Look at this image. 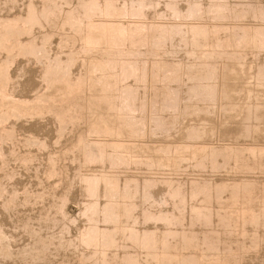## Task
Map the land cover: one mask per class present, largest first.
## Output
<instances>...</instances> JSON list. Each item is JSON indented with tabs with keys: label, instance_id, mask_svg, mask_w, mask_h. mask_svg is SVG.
I'll return each instance as SVG.
<instances>
[{
	"label": "bare ground",
	"instance_id": "6f19581e",
	"mask_svg": "<svg viewBox=\"0 0 264 264\" xmlns=\"http://www.w3.org/2000/svg\"><path fill=\"white\" fill-rule=\"evenodd\" d=\"M42 1L43 2L41 4H38L35 0H28L25 4L23 11L16 12V13H10L6 15L0 14V159L4 157L5 155V143L8 141H14L18 134L15 128L16 126L13 127V125L9 124V122L11 120L18 122L22 117L29 116L33 118L36 115L41 116L43 112H41L42 111L41 109H40L41 111L38 110L40 108V105H43L42 108L44 107V105H46V107L49 106L50 109L48 107L47 108L44 107V108L47 111L49 109L51 114L54 116V118L58 120L57 122H59V126H58L59 134H58V138H56L55 144L60 143L62 138L66 135V132L70 130L71 138L68 141L69 143L68 142L65 143L66 144L65 153L68 154L69 152H71L73 155V153H75L76 150H80L81 157L79 159L80 163L78 162L79 165L80 164L82 165L91 164L92 165L96 163L100 164L99 162H102V163L109 162L111 165L108 164V166H111V167L113 166L114 167L116 166L127 167V166H132V164H134L137 166H142L143 169L146 167L150 169V171L155 170L159 172V170H162L163 167H166V168L169 167L171 169L177 170L178 168L182 166V163L184 162V160L188 161L187 154L189 152L192 155V157L195 158V159H189V160L191 161L196 160L197 162L196 168L199 167L202 170L211 168L212 170L216 171V169H218V167L222 165V164L220 165L218 164L219 156H222V157L226 156L225 158L226 160L223 158L224 165H225V161L228 162L227 161L228 158L231 159L232 157L231 154L227 153L224 156V152L221 150H216V149L211 150L210 149L211 150L210 152H206V148L204 149V146H202L204 144L201 145V143L207 141V139L209 138L213 139V136H215L217 132H219L222 136L227 135L229 123L232 120H235L237 117L242 116L244 112H247L246 116L249 117L252 111L251 110L252 106L250 107L249 100L251 99L254 100L255 98L254 93L256 94V91H257L254 89L256 88L264 89V65L257 66V71L255 73L256 77H253V75L251 76L253 79L256 78V81H253L254 82L253 84V82H249L252 80L251 78H249V75L251 74L250 73L251 70L254 68L253 63H247L245 62L247 60L243 58L244 55H247L249 53L248 52L245 54L244 52H247V51L243 52V49H248L250 53H252L255 50H258L259 48L264 47V5L262 7L255 8V7H252L253 4L252 6L249 4L250 6L248 5L247 7L245 5L241 6L239 2V5L241 6V8L240 9L237 8L239 10H237L235 14H232L231 15L232 17L230 18V15H229L230 7H232L230 6L231 0H207L208 1L207 7L203 4V0H186L187 4H186L185 10L181 8L180 0H164L165 7H166L165 10H167V12L169 13L171 17L170 19H172V21L170 20L171 22L169 23L167 22L165 23L163 21L161 22L157 21L158 23L151 22L150 25L147 23L149 26H146L142 19L146 17L147 11H149L152 8L154 9V7H156V5L158 4L160 0H133V3L131 4L130 8H127V5L125 4L127 2L126 1L124 2L125 8L123 7V9L127 10V14L129 15L128 17L131 18L130 25L127 29H123L124 26L120 28L117 24L112 23L111 21L113 19L111 21H105V20L99 21L98 20V22L93 19L96 10H99V12H101L100 10H102L106 13V15L107 14L111 15L110 14V11H112L111 9L115 8L113 7L115 3L114 0H103V4H102L103 9H101V6L99 5V2H98L99 0H80V3H81L80 6L82 7L83 15L77 14L78 9L73 11L72 8L69 7L71 8V10L65 11V15H64L65 23L63 24H65V26L69 25L71 27L70 30L72 31L74 30L75 32L73 33H77L78 36H79V33H83V35L81 36H83V40L86 42L84 43V45L87 44L89 48L94 47L97 49L100 46H107V47L110 46V48L111 46H116L117 48L115 50L118 49L119 51V54L118 53L117 54L121 55V57L118 56L120 57V60H118L116 56H112L111 54L112 51L110 52L108 51V53H106L107 56L104 59L98 58L96 55H94V53L92 54V52L90 51L91 49L88 48V50L91 53H88V50H87L86 59H84V61L82 60V64H86V66H88L89 75L90 73H92L93 75L94 73H96L98 69H101V70L109 69L113 71H115L116 68L119 69L117 72L118 75L116 76L118 80H115V79L114 80L116 83H118V81H121L122 84L120 87L117 88L118 91L116 90L117 92L116 96L118 98L117 100L118 103L114 104L111 100V97L107 96L110 89H112V87H110V84L114 83L113 81L112 82L110 81L111 83H109L107 79L108 76L106 77L105 74L98 76V80H97L98 83H95V84L92 81H87L86 78H81L80 75L79 77L77 75V79L75 81L72 80L71 78L73 75V67L77 63V58H76L75 53L70 50L71 52L69 51V53H67L64 56H62L60 53L53 54L51 52V45H50L51 38L53 37L52 33L50 34V32L47 33V31H45L44 34L42 32L43 36L41 37H37L35 35V29L45 27L44 26L45 23L55 24L56 22V24H58L59 21H56V20L59 18L61 14V11L60 13L58 11L60 9L58 0H42ZM61 1L59 2L62 3ZM7 2L14 3V2H17V0H7ZM127 4H130V3H127ZM242 4L244 3L242 2ZM67 5H69V3L64 4L63 6H67ZM120 9H122V7ZM235 9L236 8H234V10ZM118 11L120 12V10ZM156 13L159 18L167 15L166 12L156 11ZM248 15L252 17H257V19L262 21V23L260 25H257L256 27L250 26V25H248L249 27L244 26L246 27L244 30H241L242 28L240 29L242 33H235V32L232 33L233 31L230 30L232 35L227 33L228 35H230L229 37L227 35L226 37L218 36V35H221V32L220 34H218V32L221 30V26H223L221 21H224L226 18H230V20L235 18L238 20V18H241V17L244 18L243 20H245V16L248 17ZM208 16H212V18L214 17L216 19L214 20L216 23H214L213 21H212L213 23L211 22L209 23L208 21L210 19L209 20L207 19ZM254 19L256 21V18ZM85 20H87L88 23L85 22ZM243 20L241 19V22ZM127 23L129 22L127 21ZM226 23L228 24V22ZM254 23L256 25V22ZM60 25H62V23ZM124 25H127V24H125L124 22ZM233 26H232V29L233 28L235 29V27ZM55 27H57V25ZM237 27H239V25H237ZM119 28L122 29L121 32H119ZM223 29H226V28H223ZM123 31H125L123 33L124 37L121 36L122 34L120 35V33H122ZM143 32L145 33L147 32L146 33L147 37H145V39L143 40L141 39L142 38L141 37L138 40L140 39L142 40V44H141L143 45L142 47H145V42L148 41L150 43L149 45H151V48H152L151 53L149 54L148 52L149 55L146 56L145 52L143 53L142 51H137L134 49L133 51H126V50L124 51L123 46L125 47V43L127 42L126 39H131L132 41L134 37H136L137 35L140 36V34ZM236 32H239V31H236ZM175 36H178L179 37L178 39L180 40L179 42H181L182 45H184L187 48L186 50V52L188 53L187 58L190 55L192 56L191 58H193L194 56L200 59L198 62L199 65L191 64V62L193 61L192 59H191L192 61L190 60L191 61L190 64H187L186 68L182 67L186 63L185 60H184L185 62L183 65L181 64L172 65L168 62L167 63L160 62L162 58L160 59L158 57L157 51L158 52L160 51V49L158 50V48L164 45L166 41H172L175 38ZM212 38H215V40L211 42ZM83 40L81 41L84 42ZM64 41L66 42V40ZM75 41L74 43H76ZM132 42L130 43L128 42V43L131 44ZM224 47L232 48V51L230 52L228 51L231 50V48L229 50L227 49L228 50L226 51L227 55L225 54V56H223L224 53H222ZM151 48L149 49L151 50ZM82 49L86 51V49L84 48ZM111 49L113 50V48ZM149 49L147 51H149ZM127 50L129 49L127 48ZM85 51H83V53H85ZM78 54H80V52ZM254 54H256V52ZM219 55H222L223 59L219 60V58H222V56L219 57ZM21 56H31L35 60L43 63L42 66H43V71H44V77H42V79H44V81L46 82L47 87H46V90L44 89L45 92L42 91L43 94L36 96L34 100H26V99L18 98L17 95L15 94V86L12 85L13 84V75H12L13 67L11 66H13L12 64L16 60H18V58ZM187 61L189 60L187 59ZM172 62L176 63L175 61H172ZM183 72L189 75L188 79H190V81L192 80V84L188 86L189 88H187L188 90L186 91L188 92L187 97H185L182 100L180 98V94L178 90H171L170 89L171 87L168 88L169 90L165 89L166 91L161 94L162 100L160 102V111H158L159 113L158 114H154L157 112H154L153 114L149 113L150 114L149 118H147V115H145L146 117L144 115L140 116L139 113L146 111L149 106V103L147 102V99H146L144 100V102L142 100L143 103L141 104V106H138L136 104L137 101H135V99H137L136 97L138 95V89L137 87L129 83V79L133 78L137 81H142V82L149 80L151 84L153 85L152 86V89H153L154 86L156 87L160 83V80L162 77L165 78V80L167 81L168 79L166 78H171V77L172 79L174 78L175 81L176 80L182 81V76H185L183 75ZM254 72H255V68H254ZM110 74L112 75V73ZM110 74H107V75H110ZM218 74L220 75V79H218V76H217ZM89 78L90 79L92 78L91 75ZM87 83H88L89 89H88V92H84V89H85L84 86L87 85ZM97 85L100 86L101 92H103L102 94L103 96L102 95L98 96L99 94H97L96 96L95 86ZM158 88L163 89L165 87H158ZM259 91L260 90H258V92ZM261 92L263 93V91ZM260 95L261 93L258 95V97H260ZM261 98H258V99H261ZM71 100L72 102H70ZM150 101H152L150 102V107L155 108L158 102L153 100V98ZM217 101L220 102V106H221V109L223 110V113L227 114L221 121L219 127H217L215 123L212 121V119L209 118L210 116L204 117L206 116V113L204 114L203 117H201L202 119L198 118L199 119L198 121L200 122L199 124L185 125L182 128L180 127V130H181V131L179 130L180 135L178 133L177 134L180 136V139L182 140L185 139V140H188L189 142V144L187 142L188 147L185 149V151L182 152L181 149H179L181 152L178 150L176 153H169L171 152L170 151L171 148H169L168 143H160L159 141L155 142L154 139H153L154 142L153 140L152 141L149 140L148 142L144 141V138L146 137L145 135L147 132V128L149 125L153 128V131L157 134L158 131L163 128H165L164 130H166V128L167 129L171 128L170 125L172 122L173 123L178 122L179 119L178 121H176V119L178 118L177 116L181 115L180 113H183V115L186 116V119L187 117H193V116L196 118V116L199 117L200 113L202 114V112L207 111L210 104H214V106L212 105V107L210 108L215 107ZM259 102L260 101L257 102L258 105H259ZM254 104H255V100H254ZM261 105H259V107H257V105H254V106L257 107L256 109H258L261 107ZM35 106H39L37 110L35 109L37 108ZM255 107H253V109ZM163 112H168L171 118L166 119L164 117L165 115L162 114ZM183 115H182V118H183ZM260 116H263V114L256 115L259 121H261L264 118L263 117L260 120ZM211 117L213 118V116ZM241 118L239 117V119H236V120H242L243 118L242 119ZM247 118H245L244 122H246ZM189 120H187L188 123H189ZM263 121L264 120H262V123ZM252 122L254 124V120ZM80 123H84V127L80 128L79 127L80 125H78ZM262 123L260 126L263 125ZM9 125H12V126H9ZM235 125L237 126V124ZM246 126H245V129H246ZM254 126H256V124L253 125V127ZM239 127L240 128L243 127V124H239ZM256 130L259 131V127H257ZM168 131H171V130H168ZM260 131L263 132V130L261 129ZM152 132H150V135L152 134ZM248 132L247 133L245 132V134L248 135ZM155 133L153 134L154 136H156ZM163 133L164 132H162V134ZM257 133L262 134L261 132H257ZM245 134L241 135V137L243 138ZM249 134H251V132ZM168 136L171 137L173 135H170L168 133ZM258 137L260 136L258 135ZM221 138L218 137V139H221ZM245 138H247L246 135H245ZM173 139H175V136L171 140ZM252 139H255V138H252ZM28 141L31 144H35L39 146L40 148H44V149L48 145L47 141H45L44 139L42 140L41 138H39L38 136H35L34 134L30 136ZM207 142L209 143L211 141H207ZM256 142H258V140ZM238 146H241V145H238ZM242 146H245V145H242ZM258 146L263 148L262 147L263 145L262 146L258 145ZM108 147L111 149V152L110 151L108 152ZM177 147H180V146H177ZM185 147L186 146H184V148ZM230 148L233 149L232 147ZM245 150H248V148L247 149L245 148ZM239 151L241 152V150L239 149L238 152L234 151L237 154L233 153L235 154L236 159L238 158L242 160L241 165L239 167L245 168L246 171L247 169L251 171L252 170L255 171L256 167L258 166L262 167L261 162L258 163L259 165L256 164V161H258V158H257L258 156H257V150L255 149V147H252V149L250 148V151H251L249 152V154L251 153L250 156L245 157L244 155H242V153L239 154ZM38 153L40 152L38 151ZM65 153L63 151V156L65 155ZM260 153H261L260 155H262L264 153V150L261 151ZM58 154L59 153L57 152V155ZM48 155H49V152H48ZM72 158L70 159L71 161H72ZM48 159H49L48 161L49 166L47 168V172L45 175L46 176L48 175L49 178H54L56 175H58L60 177L59 178L60 182L65 181L64 183H71L69 182L68 177H65V178L62 177L64 172L62 171V167H59L57 165V161L55 157L51 156ZM64 159H67V158H64ZM236 159L235 161H237ZM24 160H27V159H24ZM32 161H33V158H32ZM227 165L228 164H226V167ZM230 165L233 166V164H230ZM67 166L69 165L65 164V167ZM82 168H80V171ZM140 168L141 167H139V169ZM111 170L113 171V169ZM219 170L220 169H218L217 172H219ZM237 170H238V167H237ZM80 171H78V173ZM234 171H236V169L230 172H234ZM259 171H258V174L260 173ZM256 172L257 171H255V173ZM131 173H134V172H131ZM48 176L46 179H48ZM83 176L84 178L82 179V181L84 180V184L86 186V192L90 199H88L89 201L86 204L84 203V207L81 212L84 216H87L90 219V220L88 219L90 222L91 221L97 222V220H95V217L96 219L98 217L99 219L103 221V223H101L102 221L100 223L104 224L105 227L99 226L98 223L96 224L91 223L92 225L90 224L91 226L89 227L88 230L86 229L85 233L82 235V238L80 239L82 240L83 244L87 245V247L88 246L90 247V245L92 247V244L94 245L95 243H96V246L100 245L99 247L103 249V252H101L103 254L102 264H119V263L121 264L122 263L123 264H143L141 263L142 261L140 262L138 258V254L135 253V251L133 252L132 250H130V251L124 252V250H126L127 248H124V250H122L124 252V254H122L123 256L122 255L119 256L118 253H115L112 255L110 251L107 252V249L109 247L111 248L113 246L115 248L114 245H116L117 240H119L117 239V236L119 234H121V236L123 235L131 244H133L134 246V248L132 247L133 250L136 247L138 248V251L141 250L142 252L146 254V260H144V258L140 256L144 261H146V264H192V263L194 264H240L239 257L242 254H245L243 253V251H246V250L248 251L249 247H251V245L247 244L245 240L243 241V239L242 241L237 239V241L235 242L233 241L227 245H224L223 243V245L226 246L225 252L227 254L222 252L224 254L223 258H220V256H217L218 254L216 255L212 254V256L214 255V257H212L214 259L211 261L208 260L209 262L206 261L207 260L206 257L210 256L208 255L209 251L218 252L216 250L218 249V244H221V243H217V246H216L214 244L215 242H213L209 236H204L201 239V237L198 234L199 232H196V230L190 229V228L189 229L184 228L183 213L185 209L189 206L188 205L189 194H186V192L183 191V187H182L183 185H181L182 182H180L179 180H175L172 178L170 179V177L169 178H162V177L156 178L155 176H153V177H148V178L145 177V179L142 178L144 180L140 182L139 178L138 179L135 178L137 176L135 177L127 176L128 178H126L125 180V185L123 186V188H120L119 181L113 179L108 174L101 175V174L96 173V171H91V174L89 173V174H86V176L85 175ZM206 178L204 179L200 178L201 180L192 179L193 181H192V189L190 192V201L191 199H197L199 197L202 198L201 200L202 203L200 205L202 207L201 208L194 207L192 208V211H191L193 213L192 215L193 218L191 219H193L194 226L197 224V222H200V224L202 223L204 227H207V228L212 224L213 210L210 206V203H211L210 199L212 196H216V200L218 201L219 205L222 208L224 207L226 209L224 214L219 215L218 213L219 218L218 217L217 218L222 221L220 223L225 224L223 225L227 229L229 227L231 228L235 227L236 229V227H239L241 225L242 230L240 231L243 236L247 234V226H252V227L261 226V228L263 227L264 229V190H263L262 197H259L257 195L259 186L257 183H255L254 180L251 179L252 181H249L250 179L248 178L249 180L244 182L245 184L243 185V187H239L238 184L242 183L244 180H241V182L239 181L240 183L238 182V184L237 182H235V185L237 184L236 185L237 187H235L234 189L235 185L234 186L232 185L233 187L231 188L234 190L229 192L228 197L225 198L224 193L227 191L226 182L228 180L226 182H224L225 180L221 182L220 181L215 182L216 185L214 186V184H212V180H210L211 177L210 179H206ZM56 183L57 182H55V186H57ZM140 183H142L141 188H140V191L142 192L141 193L142 197L144 199V202L148 203V205L144 206L141 214L136 215L135 210L137 209V204H135V202H132V201L129 202L130 201L129 199L134 197V195H132L131 186L134 185L136 188L135 191L138 192ZM158 184H162L165 187H167L170 200L174 201L172 202L173 203L172 205L174 206V210L172 209L173 211L164 210V206L167 205V200H164L162 203H157V201L154 200L153 189ZM70 187L71 186H69V188L67 189V192L63 196H61L62 197L60 199L61 204L59 201V204H58L59 206L57 205L58 206L57 209L59 210V212H61V214H63V216L67 215L64 207L68 199V194H70L69 193ZM1 188L3 187L1 186ZM2 190H4V188ZM135 191L133 194H136ZM103 198H104V202H102ZM211 205L213 206L212 203ZM200 206L198 205V207ZM217 212L219 211L216 210V215H217ZM69 217L67 219H69ZM70 220H73V218H70ZM141 224L144 225L143 228H139L138 225L142 226ZM150 224H152V226H149ZM203 225H200V226H203ZM67 228L68 227L66 226L63 227L62 233L65 230H67ZM1 230H0V242L7 240L6 242L8 243V239H6L7 236L4 234L5 232H3L4 230L3 231ZM225 230L226 229H224V231ZM237 230H235L234 233H236ZM207 231L209 232L210 230H207ZM227 231H225L224 233H226ZM32 232L31 234H33V236H35V234L37 235L35 231L34 233ZM213 232H215V230ZM230 232L233 233L232 231ZM254 232H256V230ZM62 233L60 234L61 237L64 235V234L62 235ZM205 233L207 232L205 231L204 235ZM229 233H226V235L228 234L230 236L231 233L230 234ZM60 235H58V237H60ZM209 235L211 236L210 232H209ZM253 235H254V241L258 240L261 237V235L258 232L254 233ZM48 238H51V237H48ZM178 238H180L181 240ZM236 238H239V237H236ZM176 239H178V241H181V242L178 245H173L172 241ZM218 239L220 238L218 237ZM226 239L227 238H225V240ZM51 240L49 239V241L54 242L53 239ZM70 241H72V239ZM122 241L124 242L123 239ZM178 241L177 242L174 241L175 244L178 243ZM201 241H203L202 242L203 247H201L202 245ZM254 241L252 240L253 244H254ZM218 242H220V240H218ZM36 243H37L36 245L40 243L43 248H48L47 245L49 244L47 240H44V238L40 239L39 242H36ZM3 244L5 245V243ZM3 244H1V246ZM69 244L73 246L72 245L73 242H69ZM117 244H118L117 246L120 245L119 243ZM4 247L7 248L9 246H3V248ZM183 250H186V251L191 250V252H185ZM9 251L6 252V254L7 253L9 254ZM249 251L247 252V254L249 253ZM43 253L44 252H42V254ZM84 253L88 254V252H84ZM240 253L242 254L240 255ZM225 254L226 256L227 255L228 256L226 257ZM5 256H8V255H5ZM89 257H92V256H89ZM99 260L101 262V259ZM82 261H84V259ZM87 261H88V258H87ZM89 263H91L90 260H89Z\"/></svg>",
	"mask_w": 264,
	"mask_h": 264
},
{
	"label": "rangeland",
	"instance_id": "374dc122",
	"mask_svg": "<svg viewBox=\"0 0 264 264\" xmlns=\"http://www.w3.org/2000/svg\"><path fill=\"white\" fill-rule=\"evenodd\" d=\"M27 1L28 0H17V2L11 3V2H7V0L6 1L5 0H0V14L6 15V14H10V13L21 12V11L24 10V7H25V4H26ZM35 1L38 4H41L43 2L42 0H35ZM59 1H61V0H58V4L60 5V7H59L60 9L58 11H59V13L61 11V14L59 16L60 19L58 18L56 20V21H59V23L58 22H57L58 24H56V22H55V24H50V23L46 24L45 23V25H44L45 27L36 28L37 30L35 29V35L37 37H41V36H43L45 31H47V33L50 32V34L52 33L53 37L51 38V41H50L51 44L50 45H51V52L53 54H59L60 53L62 56H64L67 53H69L70 50L75 53L76 58H77V63L73 67V75H72V78H71L72 80L75 81L77 79V75H78V77L80 75L81 78H86L87 81H92L95 84V83H98V81H97L98 80V76H101L102 74H105L106 77L108 76L107 79H108L109 83H111L113 81L115 84L114 83L110 84V87H112L113 90L110 89L111 92L109 91L107 96L111 97V100H112V102L114 104L118 103V101H117L118 98L116 96L117 95L116 90H117L118 87L121 86L122 83H121V81H118V83H116L115 80H118L116 76L118 75L117 72H118L119 69L118 68L115 69L116 73H115V71L109 70V69L108 70L98 69L96 71V73H94L93 75H92V73H90V75L92 77L90 79L89 78L90 75H89L88 66H86V64H82V60L84 61V59H86L87 50L89 48V46L87 44H86L87 46L84 45V43H86V42L83 40V36H81V35H83V33H79V36H78L77 33H73V32H75L74 30L73 31L70 30L71 27L69 25L65 26V24H63V23H65V16H64L65 15V11H67V10L69 11V10H71V8H72L73 11L78 9V13L76 11L75 12L78 15H83L82 7L80 6V4H81L80 0H71V1L67 0L69 2H67L65 0H62L61 1L62 3H60ZM241 1L240 0H231L230 1V6H232V7H230V13H229L230 18L232 17L231 15L235 14V12L237 10H239L242 5L243 6L245 5V6L248 7L249 4L251 6L253 4L252 7H255V8H259V7H262L264 5V0H248V1L244 0V1H242L244 4H242ZM98 2H99V5L101 6V9H103V5H102L103 4V0H99ZM114 2L115 3L117 2L116 4L114 3V6H113L115 8H112L111 9L112 11H110V14L113 15V16L108 15V14L106 15V13L104 11H102V10H100L102 13L99 12V10H96L93 19L96 20L97 22H98V20L99 21L100 20L101 21H104V20L105 21H111L113 19L111 21L112 23L117 24L120 28H122V26H124L123 29H127L129 27V25H130L131 18L128 17L129 15L127 14V10L123 9V7L125 8L124 2H126L125 4L127 5V8H130L131 4L133 3V0H129V1L128 0H125V1L124 0H114ZM239 2L241 4V6L239 5ZM68 3H69L70 6L69 5L63 6L64 4H68ZM127 3H130V4H127ZM256 3H257V5H256ZM78 4H79L80 7L78 6ZM186 4H187L186 0H180V6H181V8L183 10H185ZM203 4L207 7L208 6V1L207 0H203ZM256 6H258V7H256ZM69 7H71V8H69ZM121 7H122V9H120ZM233 7L236 8V9L234 10ZM237 8H239V9H237ZM165 9H166V7H165L164 0H160L158 2V4L156 5V7H154V9L152 8L149 11L146 12V17L144 19H142L144 24L146 26H149L151 24V22H153V23H155L157 21H159V22L163 21L165 23L166 22L167 23L171 22L172 19H170L171 17L169 15V13L167 12V10H165ZM118 10H120V12ZM121 11H123V12H121ZM156 11L166 12L167 15H169V16L166 15L164 17H160L159 18L157 16ZM113 12H115V13H113ZM96 13H97V15H96ZM99 16H101V17H99ZM249 16L250 15H248V17ZM248 17L245 16V20H243L244 18L241 17V18H238V20L235 19V18H233L231 20H230V18H226L224 20L225 22L221 21L223 26H221V30L218 32V34H220V32H221V35H218V36L226 37V35H227L229 37L234 32L235 33H242V31H240V29L242 28L241 30H244L246 27H249L248 25L256 27L257 25H260L262 23V21L257 19V17L250 16L251 18L249 17V19H248ZM211 18H212V16H208L207 19L208 20L210 19L211 21L210 20L209 21L207 20V21L209 23L210 22L211 23H213V22L216 23L214 21L216 19L213 17L214 19L212 18L213 19L212 20ZM254 18H256V21H255ZM62 19H64V20H62ZM241 19L244 22L243 21L241 22ZM251 19L254 20V21H252ZM183 20H185V19H183ZM127 21L129 23H127ZM259 21H260V23H259ZM85 22H87V20H85ZM124 22L127 25H124ZM226 22H228V24ZM251 22H253V23H251ZM254 22H256V25H255ZM61 23H62V25H60ZM56 25H57V27H55ZM224 25H225V27H224ZM228 25H229V27H228ZM237 25H239V27H237ZM232 26L235 27V29L234 28L232 29ZM244 26H246V27H244ZM236 27H237V29H236ZM120 28H119V32L122 31V29H120ZM223 28H226V29H223ZM228 30L229 31L231 30L233 32L231 33V31L229 32ZM236 31H239V32H236ZM42 32H43V34H42ZM124 32L125 31L120 33V35L122 34L121 36H123V37H124V35H123ZM146 33L143 32V33L140 34V36L137 35L136 37H134L132 39L133 42L131 41V39H126L127 42L125 43V47L123 46L124 51L125 50L126 51H133V49H134V50H137V51H142L143 53L145 52L146 56H148L151 53V51H152L151 45H149L150 43L146 39L147 42H145V47H142L143 45H141L142 44V40L145 39V37H147ZM227 33L230 34V35H228ZM58 35H60V36H58ZM65 35H67V36H65ZM73 35H75L77 37V39ZM139 38H141L142 40L141 39L138 40ZM178 38H179L178 36H175V38L172 41H166L165 44H164L165 46L162 45L160 48H158V50L160 49L159 52L157 51L158 57L160 59L161 58L163 59V60L161 59L162 61L160 60V62H163V63H167L168 62V63H170L172 65H174V64L183 65L184 62L186 61V63L182 66L183 68H186L187 64H190V62L193 60L191 62V64L199 65L198 62H199L200 59H198V58H196L194 56H193V58H194L193 59V58H191L192 56H190V55L187 58V55H188V53L186 52L187 48L184 45H182L181 42H179L180 40ZM75 39H76V41H75ZM64 40H66V42ZM81 40H83L84 42H82ZM214 40H215V38H212L211 42L214 41ZM74 41L76 43H74ZM128 42L129 43L132 42V43L129 44ZM72 43H74V44H72ZM82 48L86 49V51L83 50ZM93 48H89V49H91L90 51L92 52V54L94 53V55H96L98 58H103L104 59L107 56L106 53H108V51L109 52L112 51L111 52L112 56H116V58H118V60H120L121 55H118L119 54L118 49L115 50L117 48L116 46H111V48H113V50L110 48V46L109 47L100 46V47H98V49L97 48L93 49ZM104 48H106L108 50H106ZM127 48L129 50H127ZM149 48H151V50ZM230 48L231 47H229V48H225L224 47V49L222 51V53H224L223 56H225V54L227 53L226 51H228ZM148 49H149V51H147ZM259 49H261V50H259ZM259 49H258L259 51L255 50L252 53H250V51L248 49H243V52L247 51V52H244L245 54L249 52L247 55H244V56L242 55L243 58H245V60H247L245 62L253 63V66L255 68V72H254V68L252 69L253 71L251 70V72H250L251 74L249 75V78H251L252 80L250 79L251 81H249V82L256 81V78L253 79L251 76L253 75V77H256L255 73L257 71V66L258 65H264V62H263L264 61V47H261ZM83 51H85V53H83ZM90 51L88 50V53H91ZM230 51H232V48L228 52H230ZM79 52H80V54H78ZM148 52H149V54H148ZM255 52H256L257 55L254 54ZM102 53H104V54H102ZM160 54L163 55V56H161ZM248 55H250V56H248ZM118 56H120V57H118ZM221 56L222 55H219V57H221ZM223 56H222V58H219V60L223 59ZM83 57H85V58H83ZM187 59L189 61H187ZM195 60H196V62L198 64L195 62ZM251 60H252V62H251ZM172 61H175L176 63H173ZM12 65H13V66H11V67H13L12 68V75H13V84L12 85L15 86V94L17 95L18 98L26 99V100H34L36 96L41 95V94H43V92H45L44 89L46 90L47 84L44 81V79H42V77H44V71H43V66H42L43 63L42 62H39V61L35 60L31 56H21ZM83 68H85V69H83ZM98 72H100L101 74L98 73ZM104 72H106V73H104ZM110 73H112V75ZM107 74H110V75H107ZM183 75H185V76H182V81L181 80H176L175 81L174 78H173L174 79V81H173L172 77L171 78H166V79H168V81H167V80H165V78L162 77L161 80H160V83L156 87L154 86L155 88L153 87V89H152L153 85L151 84V82L149 80H147L145 82H142V81H137V80H135L133 78H130L129 79V83L134 85L138 89V95L136 97L138 100L135 99V101H137L136 104L138 106H141V104L146 99H147V102L149 103V106H148L147 110L143 111L145 113L140 112L139 115L140 116L141 115H144V116L147 115V118H149L150 117L149 113L153 114L154 112H157V113H154V114H158L159 113L158 111H160V102L162 100V95L161 94L166 91L165 89H168L170 87H171L170 88L171 90H178V92L180 94V98L182 100L185 97H187L188 92H186V91L188 90L187 88H189L188 86L192 84V80L190 81V79H188L189 75L185 74L184 72H183ZM111 76H113L114 78L111 77ZM217 76H218V79H220V75L218 74ZM136 82H138V83H136ZM161 82H162V84H161ZM167 82H169V83H167ZM253 84H254V82H253ZM144 85H145V87H144ZM150 86H151V88H150ZM84 87H85L84 92H88V89H89L88 83ZM158 87H165V88L162 89V88H158ZM261 89L262 88L254 89V90H257L256 94L254 93L255 104H254V100L253 99H251L252 101L249 100L253 105L248 101L250 107L252 106L251 107V110H252L251 111V115H249V117H248V116H246L247 112H244V114H242V116H239L240 118L241 117L243 118V119L241 118L242 120H236V119H239V117H237L235 120H232L229 123V128H228L227 131H228V134L230 136L227 134L228 136L225 135V136H227V137H225V136H222L219 132H217L215 134V136H213V139H211V138L207 139V141H211L212 144H211V142L208 143L207 141L201 143V145L204 144L202 146H204V149L206 148V152H210L211 150H215L216 149V150L223 151L224 152V156L227 153L231 154V156H232L231 159L230 158L227 159V161L229 163L225 161V165L223 163H224V159L226 158V156L225 157L219 156L221 158L218 157V164L219 165L222 164V165L219 166L220 168L218 167V169H220L219 172H217L218 169H216V171H215V170H212L211 168L204 169V170H202L199 167L196 168V163L197 162H196V160H192V161L189 160V159H195V158L192 157V155L189 152L187 154L188 161L184 160V162L182 163V166H181L183 168L180 167V168H178L179 170L178 169L174 170V169H171L169 167H167V168L163 167L162 170H159V172L155 171V170L154 171L153 170L150 171V169H148L146 167L144 168L145 169L144 170L142 168V166H137V165H134V164H132V166H127V167H124V166H122V167L121 166H119V167L118 166L111 167V166H108V164L111 165L109 162H104V163L99 162L100 164L96 163V164H92V165L91 164H87V165L86 164H83V165L80 164L79 165V163H80L79 159L81 157L80 150H76L77 152L75 151V153H73V155H72L71 152H69L68 154L65 153L66 152L65 151L66 150V144L65 143H67L69 141V139L71 138L70 130H68L66 132V135L62 138L60 143L55 144L56 138H58V134H59V127H58L59 126V122H57L58 120L55 119L54 116L51 114V112L49 110L50 109L49 106H47L49 108L48 111L44 108V107H46V105H44L43 108H42L43 105H40L39 109H38L39 106H35V107H37V108H35L36 110L37 109L38 110H40V109L42 110V111L40 110L41 112H43L41 116L36 115L33 118H31L29 116L28 117H22L18 122L14 121V120H11L9 122V124H12L13 127L16 126L15 128H16L18 134H17V137L15 138L14 141H8V142L5 143V155H4V157H2L3 159L2 158L0 159V183H1L0 185L4 188V190H2L3 188H1V186H0V193H1L0 194V230L3 228L1 231L4 230L3 232H5L4 234L7 236L6 239H8V243L6 242L7 240L0 242V264H88L89 260L91 262L89 264H102L103 254L101 252H103V249L99 247L100 245L96 246V243H95L94 245L92 244V247H91V245H90V247L89 246L87 247V245L83 244L82 240L80 239V238H82V235L85 233L86 229L88 230L89 227L92 224H94V223L95 224L98 223L99 226L105 227L104 224H101V223H103V221L101 219H99L98 217H97V219L95 217V220H97V222L96 221L95 222L94 221L90 222L89 221L90 219L87 216H84L82 214V212H81L83 210L84 203L86 204L89 201L88 199H90L89 196L87 195V192H86V186L84 184V180L82 181V179L84 178L83 175L86 176V174H89V173L91 174V171H96V173L101 174V175L102 174L110 175L113 179L119 181L120 188H123V186L125 185V180H126V178H128L127 176H131V177L137 176L135 178H137V179L139 178L140 182H142L145 179V177L148 178V177H153V176H155L156 178H158V177L159 178H161V177L162 178H169L170 177V179L172 178V179H175V180H179L180 182H182L181 185H183L182 186L183 187V191L186 192V194H189V199H188L189 200L188 201V205L189 206L187 205L188 207L185 209V211L183 213V215H184V228H186V229L190 228V229L196 230V232H199L198 234L201 237V239L204 236H209L211 238V240L213 242H215L214 244L216 246H217V243H221V244H218V249L217 250L215 249L218 252L209 251L208 255H210L209 256L210 258L214 257V255L212 256V254H215V255L218 254L217 256H220V258H223L224 254L222 252L226 253L225 252L226 251V249H225L226 246H224V245H227V244H229V243H231L233 241L235 242V241H237V239L241 240V241L243 239V241L245 240V242L247 244L251 245V247H249V245H248L249 250H250V251L249 250L248 251L251 254H249V253L247 254V252H248L247 250L243 251V253H245V254L240 253V255L241 254L242 255L241 256L238 255V256H240V257L244 256L242 258L239 257L240 264H264V232H263L264 229H263V227L261 228V226H257V227L247 226V234L245 236H243L241 234V231H240V230H242L241 225L239 227H236V229H235V227H233V228L229 227L227 229L224 226L225 224L224 223H220L222 221L220 219H218L219 215L220 214H224L226 209L224 207L222 208L219 205L218 201L216 200V196H212L211 199H210V202L213 204V206H212L211 203H210V206H211V208L213 210V221H212L213 225L211 224L207 228V227H204V225L202 223L200 224V222H197V224H196V222H195L196 225L194 226L193 219H191V218H193V216H192L193 213L191 211H192V208H194V207L195 208H201L202 207V206H200L201 203H202V201H201L202 198L199 197L197 199H191V201H190V192H191V189H192V181L194 179L199 180L200 178L204 179L206 177H207L206 179H210V177H211L210 180H212V184H214V186L216 185L215 182H219V181L221 182V181H224V180H225L224 182H226L228 180L226 182L227 191L224 193V197L225 198L228 197L229 192H231L232 190L235 189V187H237L236 185L238 184L239 181L241 182V180H244L242 183L239 182L240 184H238L239 187H243V185L245 184L244 182L248 181L249 179H250L249 181L254 180L255 183L258 184L259 189L257 191V195L259 197H262L263 190H264L263 189L264 188V185H263L264 184V172H263L264 171V169H263L264 168V166H263V164H264V156H263L264 153L262 155H260L261 154L260 152L264 150L263 149L264 148V135H262V134H264V128H263L264 127V121L262 123V120H264V118H263L264 117V105H263L264 104V89H262V90ZM95 90H96V96H97V94H99L98 96H101L103 94V92H101V88H100L99 85L95 86ZM258 90H260V91L258 92ZM261 91H263V93ZM260 93H261V95H260V97H258V95ZM152 98H153V100L158 102L157 103L158 107H157V105H156L155 108L152 107L154 111L150 107V102H152L150 100H152ZM258 98H261V99H258ZM142 100H143V102H142ZM256 100H257V102L260 101L259 105H261V103H262L261 107L258 108V109H256L257 107H259V105L257 104ZM70 102H72V100ZM34 104H36V103H34ZM212 105L214 106V104H210V106L208 107V110L205 111V112H202V114L200 113L199 117L196 116V118L193 116V117H187V119H186V116H184L183 113H180L181 115L178 114L179 116H177L178 118L176 119V121H178V119H179L180 123H179V121L175 122V123L172 122L171 125H170L171 128H169V129L166 128V130H164L165 128H163V129L159 130L157 134L153 131V128L149 125L150 127L148 126V128H147V132H146V135H145L146 137L144 138V141L148 142L149 140L152 141L154 139L155 142L159 141L160 143H168L169 148H171L170 149L171 152H169V153H176L179 149H181L182 152L185 151V149L188 147V145H187L188 140L180 139V136H179L180 135V132H179L180 127L182 128L185 125L199 124L200 122L198 121L199 120L198 118L202 119L201 117H203L205 113H206V116H204V117H207V116L209 117L210 116L209 118H211L212 121L215 123V125L217 127H219L221 121L227 115L226 113L225 114L223 113V110L221 109L219 101H217L215 107L210 108V107H212ZM254 105H257V107H255ZM253 107H255V108L253 109ZM208 111L210 113H212L213 115L210 114ZM257 112H258V114H257ZM162 114L165 115L164 117L166 119H170L171 118V116H170V114L168 112H163ZM260 114L261 115L263 114V116H260V120L263 118L261 121H259V119H257V117H256V115H260ZM182 115H183V118H182ZM211 116H213V118ZM167 117H169V118H167ZM244 117L245 118L248 117L247 118L248 121L246 120V122H244L245 121ZM255 117H256V119H255ZM188 118L190 120L192 118L193 119L190 121ZM187 120H189L190 124L188 123ZM253 120H254V124L252 122ZM255 121L256 122L258 121V122L256 123ZM238 123L239 124H243V127L240 128ZM247 123H248V125H247ZM261 123L263 124L262 125L263 127L260 126ZM181 124H182V126H181ZM235 124H237V126ZM255 124H256V126L253 127V125H255ZM12 125H9V126H12ZM78 125H80L79 126L80 128L84 127V123H80ZM245 126H246V129H245ZM172 127H173V129H172ZM249 127H250V129H249ZM255 127L256 128L259 127V131H257ZM260 129L263 130V132L260 131ZM149 130H150V132L153 131L151 135H150ZM168 130H171V131H168ZM247 130L248 131L250 130V131L248 132ZM162 132H164L166 134L163 133L164 134L163 135ZM245 132L246 133L248 132V135L245 134ZM250 132H251V134H249ZM255 132H256V134H255ZM257 132H261L262 134L257 133ZM154 133H155L156 136L153 135ZM168 133L170 135H173V136H171V137L168 136ZM175 133H176L177 136L175 135ZM242 133L245 134L247 136V138H245V135L242 138L241 137V135H243ZM33 134L35 136H38L42 140L44 139L45 141H47L48 145H47V147L45 149L44 148H40L39 146H37L35 144H31L28 141L30 136H32ZM237 134H239V135H237ZM258 135L260 137H258ZM162 136H164V137H162ZM165 136L168 139H166ZM174 136H175V139L171 140ZM251 136H253V137H251ZM218 137L219 138L222 137V138L218 139ZM252 138H255V139L257 138V139L255 140V139H252ZM156 139H157V141H156ZM223 139H225V140H223ZM154 140H153V142H154ZM168 140H170V141H168ZM257 140H258V142L260 144L258 142H256ZM219 141H220L221 144L219 143ZM27 142H28V144H27ZM177 143H179L180 145L177 144ZM256 143H258V144H256ZM188 144H189V142H188ZM209 144H211V145H209ZM212 145H214V146H212ZM238 145H241V146H238ZM242 145H245V146H242ZM255 145L256 146H258V145L262 146L263 145L262 146L263 148H261L259 146L256 147ZM177 146H180V147H177ZM184 146H186V147L184 148ZM237 146H238V148L240 147L239 149L241 150V152L239 151V154L242 153V155H244L245 157L246 156H250L251 155V153L249 154V152H251L250 148L252 149V147H255V149L257 150V156H258L257 157L258 161H256V164L259 165L258 163H260V162L262 163V167L261 166L256 167V169H257V170L255 169V171H257L256 173H255L254 170L251 171V170L246 168L247 171H248L247 172L245 170V168L239 167L241 165L242 160L238 159V158L236 159V157H235V154H237L235 152H238V150H239L237 148ZM230 147H232L233 149H231ZM245 148L246 149L248 148V150H245ZM14 150H15V152H14ZM243 150L246 151V152H244ZM38 151L40 153H38ZM63 151H64L66 156L65 155L63 156ZM109 151L111 152V149L108 147V152ZM48 152H49V155H48ZM57 152L59 153L58 155H57ZM233 153H235V154H233ZM56 155H57V157H56ZM67 155H69V156H67ZM51 156H54L56 161H57V165L59 167H62V171L64 172L62 177L63 178L68 177L69 178V182H71V183H64L65 181H61L60 182V179H59L60 177L58 175H56L54 178H49V176L47 175L48 179H46L47 176L45 174H46L47 168L49 166V162H48L49 159L48 158H50ZM23 158L27 159V160H24ZM29 158H30V160H29ZM32 158H33V161H32ZM64 158H67V159H64ZM71 158H72V161L70 160ZM235 159L237 161H235ZM259 159H260V161H259ZM28 160H29V162H28ZM64 160H66V161H64ZM73 160H74V162H73ZM236 162H237V164H236ZM191 163H192V165H191ZM65 164L66 165L68 164L69 166L65 167ZM194 164H195V166H194ZM226 164H228L227 167H226ZM230 164H233V166L230 165ZM223 165L225 166V168H224ZM228 166L231 167V168H229ZM236 166L238 167V170H237ZM82 167H84V168H82ZM120 167L123 168V169H121ZM139 167H141V168L139 169ZM234 167H236V168H234ZM259 167H261L262 169L259 168ZM80 168H82L81 171H80ZM111 169H113V171ZM127 169H129V170H127ZM130 169H132V170H130ZM232 169L233 170L236 169V171H234L236 173L230 172V171H233ZM167 170H169V171H167ZM171 170H172V172H171ZM78 171H80L79 172L80 174L78 173ZM97 171H99L100 173L97 172ZM258 171L260 172L259 174H258ZM131 172H134V173H131ZM77 173H78V175H77ZM148 173H150L152 176L150 174H148ZM131 174L132 175L134 174V175L132 176ZM124 176H125V178H124ZM142 178H144V179H142ZM58 181H59V183H58ZM55 182H57L56 183L57 186H55ZM235 182H237L236 185H235ZM258 182H260V183H258ZM67 185H69L71 187L69 189V193L70 194H68V199L66 201L67 205L65 204V207H64L67 215L63 216V214H61V212H59V210L57 208L59 206L58 205L59 201H60V204H61V200H60L62 198L61 196H63L67 192V189L69 188V186H67ZM141 185H142V183H140V187H139V191H138L139 193L135 191L136 188H135L134 185L131 186L132 195H134V197H132L133 199L130 198L129 202L132 201V202H135V204H137V209H136L137 211L135 210L136 215L141 214L142 209L144 208V206L148 205V203L144 202V199L142 197V194H141L142 192L140 191ZM232 185L233 186L235 185L234 189L231 188V187H233ZM134 191H135L136 194H133ZM153 191H154V200H156L157 203H162L164 200H167V205L164 206V210H166V211L167 210H169V211H173L174 210V206L172 205L173 204L172 202H174V201L170 200L167 187H165L162 184H158V185H156L154 187ZM38 194H39V196H38ZM122 199H123V197H122ZM142 200H143V202H142ZM102 202H104V198L102 199ZM198 205L200 207H198ZM191 206H193V207H191ZM215 209L217 211H219V212H217V215L219 213L218 216L216 215V210ZM68 217H69V219H67ZM70 218H73V220H70ZM54 219L55 220L57 219V220L55 221ZM141 225L142 226L138 225L139 228H143L144 225L143 224H141ZM200 225H203V226H200ZM60 226H62V227H60ZM65 226L68 227V228H67V230H65L62 233L63 227H65ZM149 226H152V224H150ZM193 226H194V228H193ZM222 228L226 229L225 231L228 230L226 233H229L230 231H232L233 233H231V232L230 233L233 236H231V235L229 236L228 234L226 235V233H224L225 232L224 229H222ZM254 228H256V229H254ZM229 229H230V231H229ZM32 230H33V232H32ZM207 230H210L209 232H210L211 236L209 235V232ZM212 230L213 231L215 230V232L218 233V234H216ZM235 230L238 231V233L236 231L237 234L234 233ZM255 230H256V232H254ZM34 231H35V233H37V235L35 234V236H33V234H31V232L34 233ZM205 231L207 233H205V235H204ZM217 231H219V232H217ZM212 232L215 233L216 235L213 234ZM253 232L254 233L258 232L261 235V237L258 240H256V241H254V235H253L254 233ZM61 233H62V235L64 234L62 237L60 235ZM58 235H60V237H58ZM213 235H215V236H213ZM237 235H239V236H237ZM120 236H121V234H119L117 236V239H119V240H117V243L120 244L122 242L125 245H123L121 243L122 245L120 244L121 245V247H120V245L117 246L118 244L116 243V245H114L115 248L113 246L111 247L112 249L109 247L107 249V252L110 251V253L112 255L115 254V253H118L119 256H121L122 254H124L125 251L132 250L133 252L135 251V253L138 254V258H139L140 262L142 261L141 263H143V264L145 263L146 264V261H144V260H146V254L144 252H142L141 250L138 251V248H136V247H135L136 250L135 249L133 250L132 249V247L134 248L133 244H131L123 235H122L123 237L121 236L122 238ZM48 237H51V238H48ZM218 237L220 239H218ZM236 237H239V238H236ZM43 238H44V240H47V242L49 243L48 245H50V246L47 245L48 248H43L40 243H38V245H36L37 244L36 242H39V240L43 239ZM213 238H214V240H213ZM225 238H227L226 239L227 241L225 240ZM49 239L50 240L53 239L54 242H51L52 240L49 241ZM69 239L70 240L72 239V241H70ZM122 239L124 240V242L122 241ZM178 239H180V238H178ZM178 239L172 241L173 245H178L181 242V241H178ZM80 240H81L82 243L80 242ZM218 240H220V242H218ZM252 240L254 241V244H253ZM119 241H121V242H119ZM174 241H176V242L178 241V243L175 244ZM69 242H73V244H72L73 246H71L69 244ZM202 242L203 241H201V244H202L201 247H203V243ZM3 243H5V245ZM223 243H224V245H223ZM1 244H3V245L1 246ZM257 244H259V245H257ZM3 246H9V247H7V248L4 247L3 248ZM125 246H127V247H125ZM257 246H258V248H257ZM49 247H50V249H49ZM124 248H127V249L124 250ZM254 249H256V250H254ZM122 250H124V252ZM222 250H224V251H222ZM8 251H9V254L8 253L6 254V252H8ZM183 251L191 252V250H187V251L183 250ZM42 252H44V253L42 254ZM84 252H88V254L84 253ZM93 252H95V253H93ZM219 252H220V254H219ZM140 253H141V255H140ZM79 254H80V256H79ZM95 254H97V255H95ZM221 254H223V255H221ZM226 254H225V256H226ZM5 255H8V256H5ZM86 256H88V257H86ZM89 256H92V257H89ZM140 256L142 258H144V260ZM217 256H215V257H217ZM82 257H83L84 261H82L83 260ZM209 257L208 256L206 257V259H207L206 261H208V260L211 261V260L214 259V258L210 259ZM87 258H88V261H87ZM92 259H93V261H92ZM99 259H101V262H100ZM94 261H95V263H94ZM119 264H121V263H119ZM192 264H194V263H192Z\"/></svg>",
	"mask_w": 264,
	"mask_h": 264
}]
</instances>
